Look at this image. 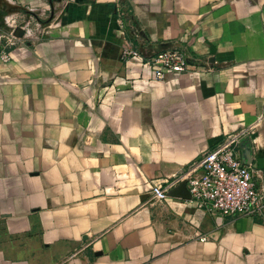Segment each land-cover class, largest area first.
<instances>
[{
  "label": "crops",
  "instance_id": "1",
  "mask_svg": "<svg viewBox=\"0 0 264 264\" xmlns=\"http://www.w3.org/2000/svg\"><path fill=\"white\" fill-rule=\"evenodd\" d=\"M0 26V264H264V217L151 199L261 116L264 186V0H0Z\"/></svg>",
  "mask_w": 264,
  "mask_h": 264
},
{
  "label": "built area",
  "instance_id": "2",
  "mask_svg": "<svg viewBox=\"0 0 264 264\" xmlns=\"http://www.w3.org/2000/svg\"><path fill=\"white\" fill-rule=\"evenodd\" d=\"M121 19L119 16L120 22ZM4 31L0 26V36ZM120 57L122 61L141 60L152 69L156 79H164L169 72L182 73L193 69L189 56L180 47L162 48L144 56L133 45L126 43ZM9 58L7 53L1 54L2 60ZM262 120L263 116L226 135L178 176L154 186L151 199H167L173 187L186 181L189 199L199 208L222 216L264 217V186L258 183L252 164L244 163L239 153L240 142L249 137ZM199 238L206 241L209 236L200 234Z\"/></svg>",
  "mask_w": 264,
  "mask_h": 264
},
{
  "label": "water",
  "instance_id": "3",
  "mask_svg": "<svg viewBox=\"0 0 264 264\" xmlns=\"http://www.w3.org/2000/svg\"><path fill=\"white\" fill-rule=\"evenodd\" d=\"M23 30L18 28L15 31V35L18 37H21L23 35ZM164 47H160L158 48V50L162 49ZM240 146L244 149V154H243V162L247 163V164H251L252 160L250 159L251 157V147L249 144V139L248 137L244 138L241 142H240ZM170 196H179L182 198H190V192L189 189L187 187L186 181H181L177 186L173 187L170 192H169Z\"/></svg>",
  "mask_w": 264,
  "mask_h": 264
}]
</instances>
